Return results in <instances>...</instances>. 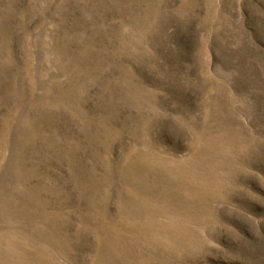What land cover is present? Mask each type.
I'll use <instances>...</instances> for the list:
<instances>
[{
    "label": "rangeland",
    "instance_id": "rangeland-1",
    "mask_svg": "<svg viewBox=\"0 0 264 264\" xmlns=\"http://www.w3.org/2000/svg\"><path fill=\"white\" fill-rule=\"evenodd\" d=\"M0 264H264V0H0Z\"/></svg>",
    "mask_w": 264,
    "mask_h": 264
}]
</instances>
